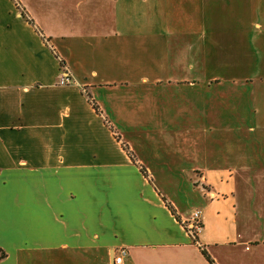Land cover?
<instances>
[{"label": "crops", "instance_id": "obj_1", "mask_svg": "<svg viewBox=\"0 0 264 264\" xmlns=\"http://www.w3.org/2000/svg\"><path fill=\"white\" fill-rule=\"evenodd\" d=\"M189 2L214 11L213 42H242V77L193 63L204 39L117 32L102 0H0V264H112L120 248L125 264H228L218 245L264 264V225L236 227L252 209L264 224V0ZM117 121L152 123L149 159ZM234 131L242 147L208 145Z\"/></svg>", "mask_w": 264, "mask_h": 264}, {"label": "rangeland", "instance_id": "obj_2", "mask_svg": "<svg viewBox=\"0 0 264 264\" xmlns=\"http://www.w3.org/2000/svg\"><path fill=\"white\" fill-rule=\"evenodd\" d=\"M102 1L104 5H112L113 9H115L116 16L114 15L112 17V22L113 28L117 32H177L180 34V42L182 44L190 41L199 44L201 43V40L204 39L207 49L206 56L205 58H202V56L195 57L193 63L196 64L197 61V64L202 66L203 62H205L206 65H209V70L213 71L216 75L230 74L232 76L235 73L239 77H242V42L230 40L229 42L216 43L212 41V35L216 32L204 23L206 22L204 18L207 17V12H210L209 16L213 17V10L210 11L206 8H196L189 2V0H167L165 2L162 0H152V2H147L146 0H116L113 4L109 2L110 0ZM159 2H162V5H160ZM158 5L163 8L161 15L163 14V17H165L166 20L162 21L158 16L160 15V11H155V8H159ZM226 11L231 18L236 15L238 10L231 9ZM223 28L225 31L223 32L224 35H222V37L229 38L231 35L230 29L233 28L226 26ZM151 124L150 121L147 123L139 121H117L114 123V132L118 135L119 140L124 146H132V148H135L136 154H140V156L149 159L151 156L149 150L145 151L142 148H152L159 145H156V143L154 144L156 139L149 137V132H147L152 130V128L149 127ZM157 124L160 123L158 122ZM143 125H145V127ZM143 129H146V132H140ZM223 135H225V133H216L215 138L211 140L208 145L213 146L215 151L224 149L227 146L230 148L238 146L242 147V137L239 136L242 135V133L240 134L235 131L232 132L231 139L222 137ZM229 140H232V143ZM211 158L213 160V157ZM214 162L219 163L218 161ZM222 162L223 160L220 161V163ZM153 165H157V162ZM158 172L161 173L164 172V170ZM251 173L254 174L255 171H251ZM163 181H165V178ZM162 185L169 186L170 184L162 183ZM174 187L175 186H171L167 188L173 189ZM178 198H180L178 201L181 205L189 206L185 196L179 194ZM202 200L204 201V199L198 194V197L192 200L191 203H193V205L197 203L200 204V201ZM206 201L207 199H205L204 202ZM225 219L228 221V218ZM262 225L264 224H260L253 209L245 212V215L239 213L236 217V227L246 229L244 233L246 234V238L252 235L247 234L250 230L255 229L256 227L262 229ZM208 254L219 260H226L228 264H242V260L245 258L251 260V263L253 264L258 257V255L255 254V249L249 250L248 248H242V246L239 245H218L212 247Z\"/></svg>", "mask_w": 264, "mask_h": 264}, {"label": "built area", "instance_id": "obj_3", "mask_svg": "<svg viewBox=\"0 0 264 264\" xmlns=\"http://www.w3.org/2000/svg\"><path fill=\"white\" fill-rule=\"evenodd\" d=\"M59 85L64 86L69 83V78L64 75L59 80ZM201 214L200 211H194L190 217L189 223H188V230L190 232V235L192 237H195L196 233L200 230L201 227ZM128 251L125 248H120L116 252V254L113 256L112 264H125L124 258L127 256Z\"/></svg>", "mask_w": 264, "mask_h": 264}, {"label": "trees", "instance_id": "obj_4", "mask_svg": "<svg viewBox=\"0 0 264 264\" xmlns=\"http://www.w3.org/2000/svg\"><path fill=\"white\" fill-rule=\"evenodd\" d=\"M16 6H17V8H19V6H18L17 4H16ZM20 12H21L22 17H24V16H25L24 12H23V11H20ZM60 65L63 66L62 61H60ZM88 100H89V102L91 103V105H92V107L94 108V110L98 113L99 111H98V108L96 107V105H95L94 103H92L90 99H88ZM110 130L112 131V129H110ZM116 138L118 139V137H116ZM168 209H169L170 212L174 215V211H173V209H172L170 206H168ZM175 218H176L177 221H179L177 217H175ZM195 238H196V237H194V240H195ZM202 254L206 257V259H207L208 261H210L208 255H207L204 251L202 252Z\"/></svg>", "mask_w": 264, "mask_h": 264}]
</instances>
